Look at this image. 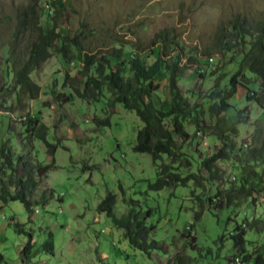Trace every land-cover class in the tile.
I'll return each instance as SVG.
<instances>
[{
  "label": "rangeland",
  "instance_id": "374dc122",
  "mask_svg": "<svg viewBox=\"0 0 264 264\" xmlns=\"http://www.w3.org/2000/svg\"><path fill=\"white\" fill-rule=\"evenodd\" d=\"M60 1L62 9L59 0H0V147L5 145L14 161L22 156L35 170L50 165L52 160L55 164L46 176L37 177L30 216L19 201L0 203V264H229L236 225L258 219L264 226V193H254L238 205L205 208L201 218L195 220L199 205H205L217 191L205 172L204 178L197 177L199 182L155 191L151 187L157 182L158 167L171 163L168 159L154 163L150 155L133 150L142 128L135 112L112 104L108 92L97 102L80 100L64 76L68 73L73 79L81 78L83 64L75 60L66 64L57 46L30 75L40 88L38 97L32 99L14 83L11 44L19 18L34 5L42 30L52 28L51 16L59 12L57 22L62 34L71 39L77 36L83 52L98 60L120 50L125 62L128 53L136 52L150 64L154 59L148 52L156 46L152 41L156 34L166 32L170 54L179 55V65L190 68L179 77L178 87L191 104L200 106L202 120L212 124L208 108L215 99H209L211 93L227 90L237 71V64L229 63L235 53L224 50L223 37L231 31L229 22L236 16L252 23L264 22V0ZM27 37L20 38L18 46L23 47ZM197 58L199 65L188 63ZM197 67L204 76L194 75ZM158 83L159 97L165 100L169 94L167 80L161 77ZM248 88L256 90L257 86L253 83ZM244 95L245 90L237 86L235 96L228 100L232 108L226 115H234V108H246L248 121L238 126L236 146L245 141L249 148H259L264 145V111ZM29 117L33 123L30 132L26 127ZM42 131L46 143L36 138ZM187 131L192 135L194 128L187 127ZM191 143L192 147L185 149L193 162L191 173L201 157L210 156L221 146L204 134ZM48 146L56 148L53 157ZM217 166L230 182H235L233 178L237 181L239 172L229 164ZM186 172L185 168L183 175ZM11 175L15 180L16 174L0 162V179L12 192ZM108 193L116 196L113 212L117 218L130 211L147 216V226L155 228L151 239L161 250H152L148 257L129 246L123 231L98 211ZM16 224L32 236L35 246L30 259L22 255L28 237L17 232ZM49 234L53 253L42 249ZM245 240L246 249L253 252L264 243V230L247 231Z\"/></svg>",
  "mask_w": 264,
  "mask_h": 264
},
{
  "label": "trees",
  "instance_id": "16d2710c",
  "mask_svg": "<svg viewBox=\"0 0 264 264\" xmlns=\"http://www.w3.org/2000/svg\"><path fill=\"white\" fill-rule=\"evenodd\" d=\"M35 7L36 5L30 6L19 18L18 28L11 44V55L14 57L12 63L14 83L20 90L32 99L38 97L40 88L31 80L30 75L51 57L50 50L57 46L66 64L71 60L83 64L82 71L79 72L81 78L73 79L68 73L64 76L75 95L80 100L97 102L105 92H108L112 104H119L125 110L135 112L142 123L133 150L136 153L150 155L154 163L161 159L170 161L171 164L158 167V179L152 189L160 191L166 187L184 186L189 181L199 182L198 178H204L202 171L209 177L211 186H217L216 194L209 197L204 202L205 205H199L200 210L195 214V220L201 218L205 208L211 210L238 205L252 197L254 193H264V145L251 149L247 142L242 141L239 147L236 146L238 126L246 125L248 110L234 108V115H226L232 108L228 100L235 96L237 86L245 90L244 96L249 103L254 102L264 111V22L252 23L245 17L239 16L229 22L231 31L223 37L224 50L235 53L229 63H236L237 71L231 78L227 90L217 89L211 93L209 99L215 100L210 103L208 113L210 123H213L206 124L202 120L203 111L200 106L191 104L178 87L179 77L190 68L187 64L179 65V55L170 54L171 46L166 32L155 35L152 45H156V49L151 48L148 52V57L154 59L150 64H146L136 52L128 53L125 62L121 58L120 50L116 51L119 54L104 55L98 60L83 52L77 36L71 39L62 34L57 22L59 12H54L51 16L54 21L52 28L42 30L37 25ZM62 7L63 4L59 0V8ZM34 31H36L35 35ZM25 36L29 37L26 44L23 47L18 46L20 38ZM73 50L76 51L74 55ZM194 62L199 65L198 58L188 61L189 64ZM203 73L200 67L194 70L196 76L202 77ZM246 73L253 75L254 80H251ZM161 77H165L168 83L169 94L165 100L159 97L161 85L158 81ZM239 77L241 80H238ZM73 82L76 85H73ZM253 83L257 86L256 90L248 88V85ZM32 126L29 117L26 123L29 132L32 131ZM187 127L194 128L192 135L187 131ZM200 134L215 138L221 146L210 156L201 157L196 170L191 173L193 162L185 149L187 146L192 147L191 142ZM36 138L46 143L45 132H37ZM55 149L49 147L48 152L52 157ZM13 158V154L6 150L5 145L0 147V162L11 169L13 175L16 174L15 180L12 179V175L9 178V185L14 186L12 192L0 179V203L4 205L10 201H19L30 216L33 213L30 198L37 187V177L42 178L49 171L54 170V160L50 165L37 166L35 170L22 156H17L15 161ZM182 162L183 165L179 164ZM176 163L178 165L174 166ZM218 164H229L232 170L238 171L237 181L233 178L235 182H230L225 177V172L217 166ZM18 166L21 167L20 171L17 169ZM185 168L188 169L186 176L183 175ZM19 175L22 178L17 182L21 177ZM115 202L116 196L108 193L100 202L98 211L106 214L113 224L123 231L122 237L129 246L148 257H151L152 250H161L159 243L151 239L155 228L147 226V216H140L130 211L117 218L113 212ZM251 202L254 203L255 199L252 198ZM259 224L262 226L259 227ZM15 227L18 233L26 234L28 237L22 255L25 260L30 259L35 246L32 236L26 233L20 224H16ZM263 230V223L258 219L251 222L245 220L240 226L236 225L231 235L234 257H230L228 263L230 264L233 258L240 257L245 264H264V243L253 252H248L245 240L247 231L263 232ZM192 241L195 243L194 237ZM42 249L53 253L51 234L48 235V240ZM2 260L0 256V261Z\"/></svg>",
  "mask_w": 264,
  "mask_h": 264
},
{
  "label": "bare ground",
  "instance_id": "6f19581e",
  "mask_svg": "<svg viewBox=\"0 0 264 264\" xmlns=\"http://www.w3.org/2000/svg\"><path fill=\"white\" fill-rule=\"evenodd\" d=\"M49 8V7H48ZM239 260H241L240 257H235L231 260L230 264H237L239 262Z\"/></svg>",
  "mask_w": 264,
  "mask_h": 264
},
{
  "label": "built area",
  "instance_id": "2783aa9c",
  "mask_svg": "<svg viewBox=\"0 0 264 264\" xmlns=\"http://www.w3.org/2000/svg\"><path fill=\"white\" fill-rule=\"evenodd\" d=\"M47 11L50 13V10H48V6H46ZM237 264H245L242 260H239Z\"/></svg>",
  "mask_w": 264,
  "mask_h": 264
}]
</instances>
